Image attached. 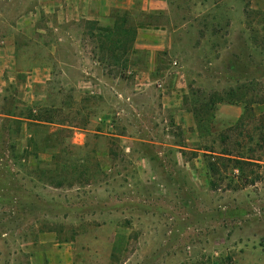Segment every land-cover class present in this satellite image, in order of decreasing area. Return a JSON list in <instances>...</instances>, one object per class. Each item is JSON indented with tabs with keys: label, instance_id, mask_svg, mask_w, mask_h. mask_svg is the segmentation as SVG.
Returning a JSON list of instances; mask_svg holds the SVG:
<instances>
[{
	"label": "rangeland",
	"instance_id": "1",
	"mask_svg": "<svg viewBox=\"0 0 264 264\" xmlns=\"http://www.w3.org/2000/svg\"><path fill=\"white\" fill-rule=\"evenodd\" d=\"M167 1V16L116 10L102 23L127 15L174 33L177 50L158 58L177 69L182 110L195 122L189 130L162 112L161 89L137 90L134 68H146V52L127 70L110 67L94 55L86 20L62 22L73 0H0V38L14 33L17 46L0 113L33 109L73 126L36 128L0 115V264H119L94 243L97 225L109 220L132 229L128 264H264V162L214 177L196 152L213 144L220 152L217 135L237 126L236 112L264 115V0ZM220 106L230 116H218ZM258 124L246 120L244 130L259 134ZM162 129L189 151L146 145ZM109 134L135 139L134 153ZM141 155L151 159V180ZM115 208L113 219L91 214ZM65 242L74 244L54 247Z\"/></svg>",
	"mask_w": 264,
	"mask_h": 264
},
{
	"label": "crops",
	"instance_id": "2",
	"mask_svg": "<svg viewBox=\"0 0 264 264\" xmlns=\"http://www.w3.org/2000/svg\"><path fill=\"white\" fill-rule=\"evenodd\" d=\"M72 10H68V14L62 11L60 19L62 22H68L71 20H86V21H100L108 20L114 11H126L133 12L138 11L146 16H167L170 12V6L167 0H73ZM64 6V5H61ZM134 48L138 52H146L149 56V60L146 68H134V71H138L136 78L137 90L142 88H159L162 91L159 95V103L162 105V112L168 110L173 111L176 125L183 127V129L189 130L195 126L192 113L186 110H182L180 96L183 94L180 82L172 78L174 73H177V69L170 65L169 68L161 67L159 63V54L163 52L174 53L177 50L176 36L167 27V25H153V24H141L138 25ZM16 37L15 34H8L0 38V81L2 86L0 93H5L4 85L6 73L16 69ZM174 67L177 66L176 62H173ZM140 70V71H139ZM179 74V73H178ZM33 75L40 76L41 70H37ZM43 75V74H42ZM34 76V79L35 77ZM33 79V81H35ZM136 90V91H137ZM4 102V96L2 97ZM240 110V109H239ZM218 116L228 117L230 113L226 108L220 106L216 112ZM2 115V114H0ZM243 115L241 110L236 112L235 118H240ZM4 118L6 116L2 115ZM11 119V118H9ZM194 131V129L192 130ZM112 138H123L128 140V144L123 145L124 153L132 155L135 149V139L126 136H119L109 134ZM164 138V140H162ZM174 135L168 133V130L162 129V139L144 140L146 145L158 147L163 151L172 150L177 155L182 152H188L189 149L182 147L174 139ZM173 140V142H171ZM197 152V151H196ZM139 167H142V174L151 180V159L147 156L141 155L138 157ZM99 199V197H98ZM97 199V200H98ZM100 201V200H99ZM118 209H111L102 211L100 209L92 212L94 218L105 214L109 216V219H113ZM68 216V215H64ZM67 219V218H66ZM76 224V222H72ZM76 226V225H75ZM98 239L94 241L96 245H103L110 249V261L119 264H128L131 260L125 259L126 251L130 243V237L132 229L129 225H121L115 220H109L108 222L97 225ZM77 230V228H75ZM73 242L59 243L56 246H71ZM102 247V246H101ZM66 256V254L64 255ZM67 257V256H66ZM63 260V259H62ZM63 263V262H62Z\"/></svg>",
	"mask_w": 264,
	"mask_h": 264
},
{
	"label": "trees",
	"instance_id": "3",
	"mask_svg": "<svg viewBox=\"0 0 264 264\" xmlns=\"http://www.w3.org/2000/svg\"><path fill=\"white\" fill-rule=\"evenodd\" d=\"M87 36L95 41L94 55L97 56L100 63L108 62L111 67L125 64L124 70L128 69L130 58L136 56L138 51L134 48L138 25H133L127 15L121 18L112 19L110 24H103L100 21H87ZM33 109L28 114H16L6 111L0 113L6 116L12 123L28 124L30 127H43V124H54L66 126L58 122L53 117L46 118L43 114H33ZM252 114L251 108L246 107L243 116L238 121L237 126L231 127L225 133H219L220 145L223 149L220 152L215 151L214 144L209 148L197 149V152L203 151L204 158L209 159L207 168L209 173L217 177L221 170L232 168L240 173L249 167H259L260 162H264V115L257 118ZM11 118V119H9ZM246 120L257 121L260 125V133L256 130L246 129L244 125ZM263 125V126H262ZM73 127V126H66ZM241 130L239 136L235 133ZM215 142V137L213 138ZM257 141V143H256ZM253 143L255 145L253 146ZM184 155L185 153L182 152ZM255 175L252 183H258L262 179L260 174ZM214 188H217L215 182H211Z\"/></svg>",
	"mask_w": 264,
	"mask_h": 264
}]
</instances>
